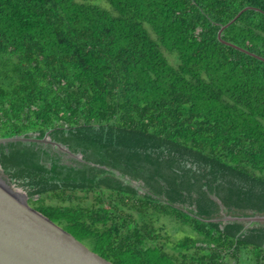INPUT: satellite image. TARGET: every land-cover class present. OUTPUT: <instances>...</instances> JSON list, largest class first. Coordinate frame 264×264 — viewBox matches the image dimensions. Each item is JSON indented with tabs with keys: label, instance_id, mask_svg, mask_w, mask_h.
Returning <instances> with one entry per match:
<instances>
[{
	"label": "trees",
	"instance_id": "16d2710c",
	"mask_svg": "<svg viewBox=\"0 0 264 264\" xmlns=\"http://www.w3.org/2000/svg\"><path fill=\"white\" fill-rule=\"evenodd\" d=\"M47 134L84 164L0 169L110 264H264V224L212 222L264 215V0H0V138Z\"/></svg>",
	"mask_w": 264,
	"mask_h": 264
},
{
	"label": "water",
	"instance_id": "95a60500",
	"mask_svg": "<svg viewBox=\"0 0 264 264\" xmlns=\"http://www.w3.org/2000/svg\"><path fill=\"white\" fill-rule=\"evenodd\" d=\"M243 12L221 29L218 33L219 40L224 29ZM10 143L56 146L67 153L61 145L51 142L48 134L42 140L24 137L0 138V146ZM113 174L134 185L121 176ZM10 180L0 169V264H110L34 210L28 203L27 193L11 184ZM212 222H238L251 225L264 223V216H223L222 219Z\"/></svg>",
	"mask_w": 264,
	"mask_h": 264
},
{
	"label": "rangeland",
	"instance_id": "374dc122",
	"mask_svg": "<svg viewBox=\"0 0 264 264\" xmlns=\"http://www.w3.org/2000/svg\"><path fill=\"white\" fill-rule=\"evenodd\" d=\"M95 3H96L97 5H99L100 7L106 9V10H110L109 7H108L106 4L102 3V2H101V3L95 2ZM166 56L171 60V56H169L168 54H166ZM50 141H51V140H50ZM51 142H52V141H51ZM50 148H52V149H51V152L61 155L62 159L64 160V163H66V164H68V165H70V164H73V165H81V164H84V163H83L84 161L82 160V156H81L80 154H72V153L68 152V150H67L65 147L62 146V148H63L67 153H69L71 156L74 157V158H73V157H71L70 155H68L67 153H65L64 151H62L61 149H59V148L56 147V146H51ZM75 158H76V159H75ZM77 159H78V160H77ZM79 160H80V161H83V162H80ZM109 171H111V172H113V173L119 175L118 173H116V172H114V171H112V170H110V169H109L108 171H107V169H105V170L103 169V173H104L103 175H104V177H110V178H114V179L120 180L121 182H124L126 185H128V186H130V187L136 189L140 194L143 193L142 190H143L144 188H143V186H142L139 182L131 181V180H129V179L124 178V179L130 181L131 183H133L134 185L138 186V187L141 188L142 190H140L139 188L135 187L134 185H132V184H130L129 182H127V181L121 179L120 177L114 175L113 173H111V172H109ZM119 176H120V175H119ZM122 178H123V177H122ZM10 181H11V184L17 186V184H15V182H13L12 180H10ZM17 187H18V186H17ZM91 199H92V198L90 197V200H88V201L85 202L84 204L89 203V202L91 201ZM223 216H227V215L222 213L220 217L223 218ZM263 216H264V215H263ZM229 217H230V216H229ZM222 218H221V219H222ZM258 224H264V223H258ZM158 225H159V226H162V225L166 226L165 229H164V231H163L162 233H163L164 235H165V234H166V235H169V236L171 237V241H172V242H174V241H176L177 239L181 238L182 235L184 236V230H180L181 232H179L178 230H176L175 232L173 231V227H175V222L172 221L170 218L168 219V221H167L166 219L162 218ZM184 229H185V231H187V233L190 231L188 228H184ZM177 231H178V232H177ZM185 237H186V236H185Z\"/></svg>",
	"mask_w": 264,
	"mask_h": 264
},
{
	"label": "flooded vegetation",
	"instance_id": "af4514ba",
	"mask_svg": "<svg viewBox=\"0 0 264 264\" xmlns=\"http://www.w3.org/2000/svg\"><path fill=\"white\" fill-rule=\"evenodd\" d=\"M44 146H45V148H43V149H46V150L49 149V151L51 152V149H52V148H50V147H51L50 145H44ZM48 146H49V148H46V147H48ZM68 152H69V151H68ZM51 153H53V152H51ZM53 154H56V153H53ZM57 155H59V154H57ZM251 226H252V224H251V225H249V224L246 225V229L249 228V227H251Z\"/></svg>",
	"mask_w": 264,
	"mask_h": 264
}]
</instances>
